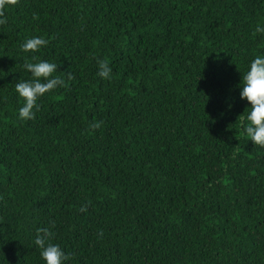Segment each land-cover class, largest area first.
Wrapping results in <instances>:
<instances>
[{
  "label": "trees",
  "instance_id": "obj_1",
  "mask_svg": "<svg viewBox=\"0 0 264 264\" xmlns=\"http://www.w3.org/2000/svg\"><path fill=\"white\" fill-rule=\"evenodd\" d=\"M5 15L0 264H45L43 227L64 264H264V147L238 120L264 0H19ZM36 36L48 45L22 51ZM26 60L67 84L34 120L18 117Z\"/></svg>",
  "mask_w": 264,
  "mask_h": 264
},
{
  "label": "clouds",
  "instance_id": "obj_2",
  "mask_svg": "<svg viewBox=\"0 0 264 264\" xmlns=\"http://www.w3.org/2000/svg\"><path fill=\"white\" fill-rule=\"evenodd\" d=\"M19 0H0V25L7 23L5 9L15 6ZM34 19L38 16L34 15ZM256 33H264V28L257 27ZM49 41L36 36L27 39L21 49L24 52H38L42 47L47 46ZM36 60V57H32ZM98 63V75L105 79H111L112 68L105 59H100ZM24 69L31 73L30 80H20L15 84V90L23 101V105L18 109V117L21 120H34L35 112L39 111L40 105L38 99L46 93L55 90L57 87H67L64 79L59 76H53L57 71L58 65L48 61L29 62L25 61ZM71 79V74L69 75ZM241 98L249 103L246 109V115L238 117L244 132L255 145L264 147V56H256L251 62L249 69L242 75ZM244 112V113H245ZM103 122L97 121L90 127L95 130L102 127ZM87 206H82L81 211H86ZM54 233L47 227L38 228L34 244L40 248V255L45 264H64L66 260L71 259V254H66L58 244H53Z\"/></svg>",
  "mask_w": 264,
  "mask_h": 264
}]
</instances>
